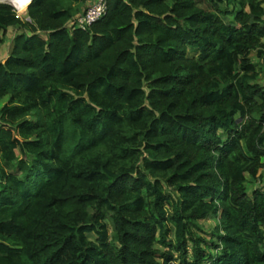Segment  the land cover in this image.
Wrapping results in <instances>:
<instances>
[{"label":"trees","instance_id":"trees-1","mask_svg":"<svg viewBox=\"0 0 264 264\" xmlns=\"http://www.w3.org/2000/svg\"><path fill=\"white\" fill-rule=\"evenodd\" d=\"M107 4L0 3V264H264V0Z\"/></svg>","mask_w":264,"mask_h":264},{"label":"rangeland","instance_id":"rangeland-1","mask_svg":"<svg viewBox=\"0 0 264 264\" xmlns=\"http://www.w3.org/2000/svg\"><path fill=\"white\" fill-rule=\"evenodd\" d=\"M0 3H5V2H0ZM15 3H16V0H15ZM10 5L13 6V8L16 10L17 14L20 17H22L25 20H28L27 8H26L25 12H20V10L18 9V7L16 5H13L12 3ZM15 32H17V30L12 28L11 31L7 34L8 39L4 38L5 41L1 40L3 38V35L0 34V58L6 56L8 54V52L10 50V45H11V41H10V39L12 38L11 34L14 35ZM7 36H4V37H7ZM189 54L195 55L196 53L190 50ZM218 225H219L218 218L211 216L208 219L200 220L199 221V226H200L199 228H193L194 235L200 236V237H202V239H204V242L202 243V245H203V247H205L207 249L208 252L214 251L212 244L215 243V240H216V235H214V233H215V230L218 227ZM90 236L92 238H94L93 234H90ZM171 239H173L172 233L169 235V240H171ZM165 249H167V248H165ZM215 251L220 252L218 249Z\"/></svg>","mask_w":264,"mask_h":264},{"label":"built area","instance_id":"built-area-1","mask_svg":"<svg viewBox=\"0 0 264 264\" xmlns=\"http://www.w3.org/2000/svg\"><path fill=\"white\" fill-rule=\"evenodd\" d=\"M31 1L29 0L28 5ZM107 8V0H85L83 10L74 17L70 23V27L72 29H87L105 15Z\"/></svg>","mask_w":264,"mask_h":264},{"label":"crops","instance_id":"crops-1","mask_svg":"<svg viewBox=\"0 0 264 264\" xmlns=\"http://www.w3.org/2000/svg\"><path fill=\"white\" fill-rule=\"evenodd\" d=\"M260 63H262V67H263V71H262V75L260 77V82L264 84V57L260 58L258 60ZM259 178L252 180L251 182H249L248 187L249 190L251 191L252 189L259 187V186H263L264 185V168H262L259 171L258 174Z\"/></svg>","mask_w":264,"mask_h":264},{"label":"bare ground","instance_id":"bare-ground-1","mask_svg":"<svg viewBox=\"0 0 264 264\" xmlns=\"http://www.w3.org/2000/svg\"><path fill=\"white\" fill-rule=\"evenodd\" d=\"M2 1L9 2V3H12L13 5H16L18 9L20 10V12H25L28 6V2H29V0H16V3H15V0H2Z\"/></svg>","mask_w":264,"mask_h":264},{"label":"water","instance_id":"water-1","mask_svg":"<svg viewBox=\"0 0 264 264\" xmlns=\"http://www.w3.org/2000/svg\"><path fill=\"white\" fill-rule=\"evenodd\" d=\"M0 2H5V1L0 0ZM5 3H7V4H11V3H9V2H5Z\"/></svg>","mask_w":264,"mask_h":264}]
</instances>
